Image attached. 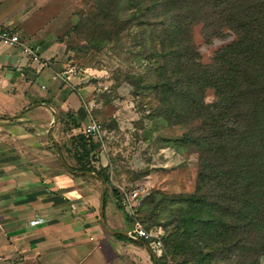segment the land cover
I'll return each instance as SVG.
<instances>
[{"label": "trees", "instance_id": "1", "mask_svg": "<svg viewBox=\"0 0 264 264\" xmlns=\"http://www.w3.org/2000/svg\"><path fill=\"white\" fill-rule=\"evenodd\" d=\"M92 5L70 29L95 51H121L129 40L122 52L131 68L116 69L113 77L158 103L146 139L153 131L198 121L179 136L159 137L161 148L196 153L195 190L151 191L128 218L163 228L165 250L154 264L188 242L195 259L183 249L179 264H257L264 255V0H93ZM197 25L206 42L233 36L206 63L192 41ZM206 90L212 91L210 102ZM91 140L72 138L71 169L93 172L109 185L106 168L90 164L98 146Z\"/></svg>", "mask_w": 264, "mask_h": 264}, {"label": "crops", "instance_id": "2", "mask_svg": "<svg viewBox=\"0 0 264 264\" xmlns=\"http://www.w3.org/2000/svg\"><path fill=\"white\" fill-rule=\"evenodd\" d=\"M33 6L0 0V25L40 48L34 61L0 42V264H154L146 242L115 237L133 228L139 200L123 205L119 191L71 169L75 159L59 147V134L74 137L91 118L92 83L71 73L57 33L33 24ZM104 149L90 164L108 170Z\"/></svg>", "mask_w": 264, "mask_h": 264}, {"label": "rangeland", "instance_id": "3", "mask_svg": "<svg viewBox=\"0 0 264 264\" xmlns=\"http://www.w3.org/2000/svg\"><path fill=\"white\" fill-rule=\"evenodd\" d=\"M92 2L93 0H34L33 24L45 25L47 30L57 33L69 53L71 73L80 76L86 83H92V88L85 91V95L92 102L88 106L89 115L101 124L105 135L101 140L91 141L105 147L104 156L110 163L108 170L102 171L109 180L107 189H113L117 193L121 190L136 189L138 200H142L151 191L192 193L199 169L196 153L189 149L177 153L170 147L161 148L159 137L179 136L188 127L196 126L198 121H186L153 131L151 138L146 139L152 115L159 112L158 103L147 93L133 94L125 82L115 81V76L113 77L116 69L125 71L131 68L122 52L129 40L123 41L121 51L110 50L108 47L95 51L70 29L82 14L91 10ZM191 35L203 63L210 60L214 50L233 38L232 35L213 37L206 42L198 25L192 28ZM86 83L80 82L81 86ZM212 99V91L206 90L205 101L210 102ZM81 130L82 128L76 135L79 134L87 140ZM72 138L64 134H59L58 138L59 147L64 148L67 159L72 156V150L65 144ZM59 153L61 154L60 151ZM148 218L152 221L164 220L162 216L154 219L149 215ZM148 223L147 220L139 222L144 229L158 234L162 241L165 236L163 228L158 225L149 226ZM183 249L188 256L195 259V246L188 242L184 247L165 252L163 264H179ZM164 250L162 242L159 256ZM257 264H264V255L259 257Z\"/></svg>", "mask_w": 264, "mask_h": 264}, {"label": "built area", "instance_id": "4", "mask_svg": "<svg viewBox=\"0 0 264 264\" xmlns=\"http://www.w3.org/2000/svg\"><path fill=\"white\" fill-rule=\"evenodd\" d=\"M0 42L16 46L19 49V52L34 61H37L40 57L39 55V46L34 43L28 42L25 38L20 36V34L11 28L7 26L0 25ZM70 70H72L70 68ZM81 133L86 138H92L94 140H101V138L105 135V131L102 128L101 124L93 119L89 118L88 121L84 124L82 127ZM119 194L121 196V203L123 205L130 204V201H133L134 203L138 200L136 197L138 196L136 189H130V190H121L119 191ZM128 214L133 213V206L129 205ZM32 223L35 222L31 221ZM128 235L130 237H138L144 242H146V245L148 248L155 254L160 253V250L162 248V242L158 234H154L151 231H148L144 229L137 220H134L133 222V228L128 231Z\"/></svg>", "mask_w": 264, "mask_h": 264}, {"label": "water", "instance_id": "5", "mask_svg": "<svg viewBox=\"0 0 264 264\" xmlns=\"http://www.w3.org/2000/svg\"><path fill=\"white\" fill-rule=\"evenodd\" d=\"M55 118H56V113L54 112V121H55ZM60 156V155H59ZM66 168L68 169V167L66 166ZM69 170V169H68ZM76 173L77 174H89V175H93L94 176V174L93 173H91V172H87V171H76ZM105 186V185H104ZM100 211H101V209H100ZM101 220H102V222H103V218H102V213H101ZM113 233H115V232H113ZM121 234H123V235H125V236H129L127 233H124V232H120ZM130 237V236H129Z\"/></svg>", "mask_w": 264, "mask_h": 264}]
</instances>
